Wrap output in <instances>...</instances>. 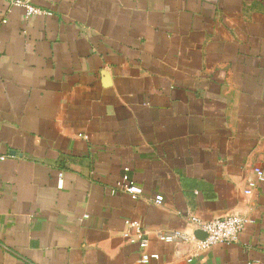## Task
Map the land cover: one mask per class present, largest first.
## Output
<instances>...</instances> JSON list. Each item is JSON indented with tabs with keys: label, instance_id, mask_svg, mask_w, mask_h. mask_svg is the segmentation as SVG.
I'll return each instance as SVG.
<instances>
[{
	"label": "crops",
	"instance_id": "crops-1",
	"mask_svg": "<svg viewBox=\"0 0 264 264\" xmlns=\"http://www.w3.org/2000/svg\"><path fill=\"white\" fill-rule=\"evenodd\" d=\"M34 3L0 0V264H142L125 219L147 264H264V0ZM232 214L233 243L157 236Z\"/></svg>",
	"mask_w": 264,
	"mask_h": 264
},
{
	"label": "built area",
	"instance_id": "built-area-1",
	"mask_svg": "<svg viewBox=\"0 0 264 264\" xmlns=\"http://www.w3.org/2000/svg\"><path fill=\"white\" fill-rule=\"evenodd\" d=\"M10 5L20 7L24 12L25 18L35 15H51L50 11L37 6L34 3V0H10ZM6 157L7 155H0V160H4ZM124 170V175H122V178L111 188L110 193L114 194L117 190H122L128 193L133 199H137L141 193V188L129 179L126 174L128 169L125 168ZM254 172L256 178L247 183V188L244 191L246 194L251 193L252 189L256 186L257 181L262 180L264 177V173L260 168H255ZM153 201L156 204H160L162 202V196H155ZM84 217L86 218L87 216L85 215ZM188 220L195 229L203 233L202 238L191 237L190 233L179 230L165 232L159 231L157 233L158 238L166 242L186 241L193 238L196 241L197 248L203 250L218 243L229 244L237 241L238 235L244 228L245 224L250 222L249 219L234 214L217 217L208 221L201 220L194 216L189 217ZM124 225L125 229L122 233L123 237L130 243H136L141 251L138 261L142 264H147L150 259L156 258L157 255H151L145 251L147 247V238L140 221L137 219H125Z\"/></svg>",
	"mask_w": 264,
	"mask_h": 264
}]
</instances>
